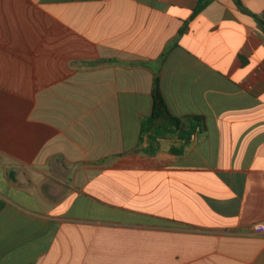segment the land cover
<instances>
[{"label": "crops", "instance_id": "0c3cea01", "mask_svg": "<svg viewBox=\"0 0 264 264\" xmlns=\"http://www.w3.org/2000/svg\"><path fill=\"white\" fill-rule=\"evenodd\" d=\"M199 1L0 0V264H264V0Z\"/></svg>", "mask_w": 264, "mask_h": 264}, {"label": "trees", "instance_id": "16d2710c", "mask_svg": "<svg viewBox=\"0 0 264 264\" xmlns=\"http://www.w3.org/2000/svg\"><path fill=\"white\" fill-rule=\"evenodd\" d=\"M215 0H200L196 9H195V16L201 14L204 12ZM236 5L240 8L242 13L248 14V11L244 7L241 0H235ZM155 98H156V105H155V112L150 120L152 123L156 121H163L164 119H167L169 122H171V126L169 128H166L164 124H162L158 129V137L164 136V137H173L176 134H179L181 139L184 140V143L187 145L189 144L191 138L195 134L196 130H201L204 127L203 121L199 118H186L179 119L171 114L169 111L165 101L162 98V95L158 88V82L156 80V87H155ZM162 122V123H163ZM144 131L146 130L145 124H144ZM172 153H176V150H173ZM3 209V205L0 204V212Z\"/></svg>", "mask_w": 264, "mask_h": 264}, {"label": "built area", "instance_id": "2783aa9c", "mask_svg": "<svg viewBox=\"0 0 264 264\" xmlns=\"http://www.w3.org/2000/svg\"><path fill=\"white\" fill-rule=\"evenodd\" d=\"M255 234H264V223L259 224L253 228Z\"/></svg>", "mask_w": 264, "mask_h": 264}]
</instances>
